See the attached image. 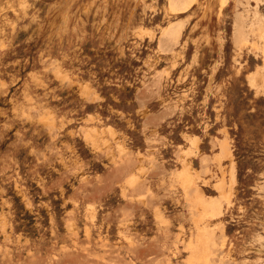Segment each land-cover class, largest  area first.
Wrapping results in <instances>:
<instances>
[{
	"label": "rangeland",
	"instance_id": "1",
	"mask_svg": "<svg viewBox=\"0 0 264 264\" xmlns=\"http://www.w3.org/2000/svg\"><path fill=\"white\" fill-rule=\"evenodd\" d=\"M176 3L0 0V264H264V0Z\"/></svg>",
	"mask_w": 264,
	"mask_h": 264
},
{
	"label": "bare ground",
	"instance_id": "2",
	"mask_svg": "<svg viewBox=\"0 0 264 264\" xmlns=\"http://www.w3.org/2000/svg\"><path fill=\"white\" fill-rule=\"evenodd\" d=\"M171 1H172V4H173L172 9L176 10V7H177V3H176V1H177V0H171ZM191 1H192V0H191ZM226 2H227V1H226ZM188 6H189V5H188ZM186 8H188V7H185V9H186ZM182 9H184V8H182ZM174 10H173V11H174ZM166 31H167L168 33H170L171 37H175L177 40L179 39L180 34H179V35L176 34V31H175V29H174V26H172V25L169 26V27L165 30V32H166ZM176 36H177V37H176ZM222 149H225V150H226L225 152H227V150H228L227 147H226L224 144L222 145ZM229 150H230V149H229ZM222 152H223V151H222ZM228 153H230V152H227V154H228ZM229 155H230V154H229ZM225 157H226V156H225ZM224 173H225V172H224ZM222 178H223V177H222ZM224 178H225V177H224ZM224 180H225V179H224ZM224 183H225V182H224ZM222 184H223V183H222ZM223 185H224V184H223ZM219 186H220V185H219ZM225 188H226V187H225ZM190 189H191V188H190ZM192 191H193V189H192ZM224 191H225V190H224ZM223 194H224V193H223ZM215 202H216V201H215ZM212 206H213V205H212ZM215 206H216V204H215ZM222 206H223V205H222ZM217 207H219V209H220V208H223V207H221V206H219V205H218ZM209 213H210V212H209ZM201 222H202V221H201ZM208 223H209V222H208ZM209 224H210V223H209ZM206 226H207V224H206ZM222 229H223V228H222ZM212 230H213V228H212ZM214 230H215V229H214ZM214 230H213V231H214ZM220 230H221V229H220ZM223 230H224V229H223ZM207 231H208V230H207ZM215 231H216V230H215ZM215 231H214V232H215ZM204 232H205V231H204ZM213 235H215V234H213ZM220 241H221V240H220ZM220 243H221V242H220ZM217 256H218V254H217ZM198 259H199V258H198ZM216 260H217V259H216ZM218 262H219V260H218Z\"/></svg>",
	"mask_w": 264,
	"mask_h": 264
}]
</instances>
